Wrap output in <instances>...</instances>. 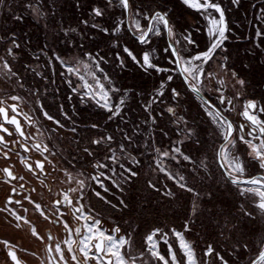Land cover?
<instances>
[{
	"label": "rangeland",
	"instance_id": "1",
	"mask_svg": "<svg viewBox=\"0 0 264 264\" xmlns=\"http://www.w3.org/2000/svg\"><path fill=\"white\" fill-rule=\"evenodd\" d=\"M178 1L184 6L188 13L185 18L191 23L178 31L177 37L182 40L181 44H176L171 37L170 40L175 45L187 80L204 95L205 92L210 93L221 110L224 108L222 112L231 115L234 120L235 131L221 149V158L227 172L235 179L246 177L245 162L238 153L242 148L246 149L248 156L255 159L259 169L264 172V134L260 136L257 131L252 133L249 124L244 126L241 113L246 110V102L238 101L229 92L232 86H240V80L226 70V57L221 55L226 51L225 43H231L233 39H249L259 66L264 67V0ZM91 2L93 6L90 8L75 2L72 14L66 7L63 10L58 0H0V27L12 21L16 25L15 32L5 38L6 43H1L4 42L2 40L0 42V107L5 108L7 114L9 112L21 119L22 130L31 141L47 148L48 169L44 180L51 185V192L45 195L38 191L37 183L34 184L32 180V200L26 201L28 197L25 195L22 204L16 205L7 203L10 185L0 179V225L4 226V232L0 231V264H7L6 250L12 245L25 250L26 253L18 252L25 264H41L40 260L45 262L47 251L41 244L45 243L44 236L50 226L44 224L59 222L43 220L37 213L36 204L43 208V200L46 199L49 202L46 209L56 213L50 201L60 192L72 199L74 207L79 206L83 225L96 223L97 228L106 234L123 237L121 254L126 264H183L178 248L185 264V253L180 246L181 232L172 230L170 237L166 231L154 229L144 238L143 251L135 255L128 237L122 233L117 235L116 221L112 219L114 216L104 210L108 206L116 211L126 207L122 200V188L131 182L136 176V170L142 166L150 170L153 177H159V186L149 182L147 185L164 198L173 197L172 189L195 194L189 187L185 165L193 164L200 170L204 167L196 164L183 149V143L190 132L187 127L188 103L202 108L216 129L220 130L223 139L228 126L226 123L221 124L211 111L183 90L173 61L166 56L165 48L160 50L158 43L147 45L137 60L127 57L125 45L121 41L125 20L119 2ZM145 16L148 14L138 7L129 14V25L133 31V20L143 21L146 28ZM156 22L159 31L154 29ZM156 22L151 31L154 36H161V20ZM118 26H122L121 31ZM37 31L42 32V43L36 48L32 44L38 37L34 34ZM186 31L193 45L182 39ZM98 34L110 36L109 47L113 54H104L103 49L96 46ZM194 34H200L206 39L205 50H199ZM13 36L17 38L16 45L12 42ZM58 49H61L62 54ZM207 52L211 55L201 56ZM121 53L134 64L140 74L155 79L149 89L134 86L132 80L135 75H126L127 79L131 78L129 82L124 80L125 77L121 81L120 72L128 70ZM21 56L27 58L18 61L22 59ZM145 56H150L152 65L166 70L159 75L154 70L152 74L143 72L141 67H144L142 59ZM162 56L165 58L163 65L159 64ZM112 60L117 72L110 69ZM208 66L211 71L207 75L205 69ZM198 73L199 80L196 79ZM258 76L261 82L257 86L262 87L264 72ZM172 91L174 98L171 97ZM156 93H161L160 97L155 96L157 102L149 97ZM255 93L250 91L249 95L260 100H257L259 108L255 115L257 122L264 128V94H258L257 97ZM222 98L223 103L220 104ZM92 112L103 117L100 126L89 123L84 125L83 114ZM239 124H242V130ZM0 149L11 153L8 159L0 153L1 172L4 167L12 166L20 178L27 182L29 174L24 173L20 162V158L25 157L22 149L17 147L15 160L10 146L0 144ZM36 156L39 154L36 153ZM240 191L254 193L258 198L256 206L264 212L263 182L255 180L242 185ZM110 197L117 200L118 204L111 202ZM23 216L28 218V223H18V219ZM204 216L208 220L211 218L209 212L204 213ZM85 217L92 221H87ZM102 220L111 225L109 231L102 225ZM26 225H35L39 242L29 230H21ZM95 238L96 235H92V240ZM163 244L169 250L174 249V263L169 257L166 256L165 260L160 255V251H164ZM94 256L98 264H104ZM49 264L54 263L51 260ZM78 264L82 263L79 261ZM85 264H89V261Z\"/></svg>",
	"mask_w": 264,
	"mask_h": 264
},
{
	"label": "trees",
	"instance_id": "2",
	"mask_svg": "<svg viewBox=\"0 0 264 264\" xmlns=\"http://www.w3.org/2000/svg\"><path fill=\"white\" fill-rule=\"evenodd\" d=\"M58 2L63 10L66 7L72 14H74L75 2L84 4L88 8L93 6L91 0H58ZM128 3L129 14L136 7L148 14L149 17L154 12L160 11L169 21V32L170 29L173 32L180 31L191 23L189 19L185 18L187 12L178 0H128ZM14 23L13 21L8 22V25L0 27V42L15 32L16 25ZM41 33L40 31L34 33L38 37L33 41L32 47L37 48L41 45ZM124 35L130 36L125 27ZM97 36L99 40L96 46L103 49L104 54H113V50L109 47L110 36L101 34ZM1 43L5 44L6 42ZM158 46H160V50L166 49V56L172 61L163 31ZM225 46L226 51L221 55L226 57V70L233 71L238 78L248 83L247 92L249 94L252 91L256 92L257 97L258 94L262 96L264 89L262 91L261 88L264 86H257V83L261 82L258 74L264 72V67L259 66L250 40L233 39L231 43H225ZM61 49H58L60 54H62ZM121 54L124 57L123 53ZM26 58L23 56L18 61ZM164 59L162 56L159 64L163 65ZM125 61L128 70L120 72L121 81L124 77L126 81L131 79H127L126 75L128 77L135 75L132 84L144 90L149 89L155 83V79L140 74L127 58ZM217 63L219 66L220 63ZM110 64V69L117 72L114 66L115 62L112 60ZM205 71L206 74H209L210 66ZM178 82L183 90L191 96L179 78ZM249 94L243 95L242 99L257 103L259 99H255V96ZM205 96L219 107L218 103L210 97V93L205 92ZM238 101H241V98ZM47 108L51 109V107ZM224 115L234 124L231 115L227 113ZM83 116L84 125L89 123L100 126L103 122V117L96 112L85 113ZM216 117L221 124H225L220 117ZM187 119L189 122L187 127L191 133L189 132L187 135L183 149L196 164L204 167L203 171L196 169L193 164L185 165L190 180L189 187L195 194L172 189L173 197L164 198L147 185L149 182L155 184L156 187L159 186V177L157 175L153 177L151 171L142 166L136 170V176L132 178L131 182L122 188L124 192L122 200L126 207L116 211L108 206L104 211L114 216L112 219L114 222L116 221L117 235L122 233L128 237L130 248L135 255L143 251L144 238L152 230L161 229L166 231L170 237L172 230H175L183 234L193 250L198 264H249L263 249L264 212L256 206L258 198L254 193L241 192V186L232 184L219 168L216 151L223 142V135L212 124L202 108L188 103ZM238 153L242 155L245 162V178L257 173L264 174L259 169L257 161L253 159L254 162L248 156L246 149L242 148ZM262 163L264 164V162ZM229 175L232 177L230 173ZM169 185L171 186V184ZM109 199L118 204L114 198L110 197ZM208 212L211 216L210 220L204 216V213L208 214ZM101 223L106 226L108 231L110 230L109 223L105 220H102Z\"/></svg>",
	"mask_w": 264,
	"mask_h": 264
},
{
	"label": "water",
	"instance_id": "3",
	"mask_svg": "<svg viewBox=\"0 0 264 264\" xmlns=\"http://www.w3.org/2000/svg\"><path fill=\"white\" fill-rule=\"evenodd\" d=\"M114 1H117L122 5L124 20H125V28H126L127 32L129 33V35L133 39H135L139 44H142L147 40V38L151 32L154 20L157 18H159L161 20L163 32H164V35L166 38L167 49L171 55V58H172L174 67L176 69V72H177L181 82L185 86L186 90L195 99H197L203 106H205L209 111H211V113H213L215 116L220 117L227 124V126H228L227 134L224 137L223 142L220 144V146L217 148V151H216L218 166L221 169L222 173L225 175V177L232 184L240 185V186L250 184V183L254 182L255 180H260L261 182L264 183V174H262V173H257L254 176L244 178V179H235V178L231 177L229 175V173L227 172V169H226V167L223 163V160L221 158V149L224 146V144H226L229 141V139L231 138V136L233 135V133L235 131V126L231 122V120L227 116L224 115L221 108H219L217 105L213 104L203 93H201L198 89L193 87L189 83V81L187 80V77H186L184 70L182 68L181 61H180V58L178 56L175 45L173 44V42L170 40V37H169V21L166 18V16L164 14H162L160 11L154 12L147 21V25H146L144 33L142 34V36H138L136 33H134V31L131 29V27L129 25V3H128V0H114ZM222 103H223V98L220 100V104H222ZM245 107H246V110L241 113V117L245 121L244 126L249 124L251 127L250 131L252 133H256V131H257L260 136H263L264 128H263V126H261L257 122L256 115H255V113L257 112V103L254 101H247L245 104ZM14 112L16 114H18L16 111H14ZM14 116H16V115H14ZM10 118L7 116V110L5 108H0V120L4 124L8 123V124L13 125L15 130L18 132L19 136L23 139H26V136L22 130V126H21V124H19V120L16 119V121L11 122ZM239 128H240V130L243 129L242 124H239ZM1 132L7 133L6 127L4 125H0V133ZM2 139L3 138L0 135V141ZM21 147L23 148L24 145H21ZM0 153L3 154L6 159L9 158V156L7 154H5L4 152H2L1 150H0ZM36 163L40 167L42 166V162H36ZM25 165H26V163H25ZM27 167H29V165ZM3 171L9 179H11V180L14 179V176L10 174L11 173L10 168L5 167L3 169ZM16 194H19V193H16ZM10 195L11 196L14 195L13 190L10 191ZM7 203H15L18 205L21 202L15 200L13 197H9V198H7ZM78 227H80V226H78ZM104 244H105L104 239L102 237H97L94 241H92V246H93L92 251H94L95 255L97 257H99L106 264H112V258L110 256H106L104 253ZM49 253L52 254L51 251H49ZM6 255H7L8 260H9V257H11V261L9 260L10 262H14V264H22V262L17 258L18 255H17V252L15 249L9 248L6 252ZM263 262H264V248L249 264H261Z\"/></svg>",
	"mask_w": 264,
	"mask_h": 264
},
{
	"label": "crops",
	"instance_id": "4",
	"mask_svg": "<svg viewBox=\"0 0 264 264\" xmlns=\"http://www.w3.org/2000/svg\"><path fill=\"white\" fill-rule=\"evenodd\" d=\"M132 24H133L134 32L138 36H142V34L145 31V24H143V21L133 20ZM169 34H170V37L174 39L176 44H179V40L177 37L179 32L177 30L173 32L170 29ZM148 37H149L148 40H146L142 44H139L135 39H133L130 36H125V35L121 36V40L123 42V45H125V49H126L125 54L127 55V57L130 60H137L139 58V53H142L147 48V45L151 44L152 42L158 43L161 40V36H154V33L152 31ZM194 39L196 40V42L198 44L199 50H205L206 49V47H207L206 39H204L202 35L194 34ZM181 43L182 42L180 41V44ZM231 72L234 73L233 71H231ZM235 76H236V74H235ZM236 79L240 80L239 81L240 86L239 87H237V86L233 87L232 86V88L227 87V89L229 88V92H231L233 94V95H231V96H233V98H235V99L241 98V100L243 102L244 101L247 102L246 99H242V97H243V95L249 94L247 92V88L249 87L248 83L241 80L237 76H236ZM64 219H65V222H67L68 226H63L62 224H59L57 222H53L51 225H48L46 223L44 224V225H46V227L50 226V229L46 232V235L44 236L45 243L41 244V245L45 246L46 243L49 242V244L46 248V251L49 252L52 250L53 255L59 260L60 264H77L76 263V260H77L76 253H78V255L81 257V259H83V262H84L83 264H85L86 262H88V260L91 259L90 257H93V258L95 257L94 255L91 254V240H92L91 238H92V236L89 240V248L87 250V254H85L84 250L82 248V245H81V239L86 234V224L82 225L79 228L78 225H73L69 216H65ZM1 227L2 228H0V231L4 232V228H3L4 226H1ZM34 229H35V231L37 229L35 227V225L34 226L31 225V227L26 225L21 230H23L25 232H28V230H29L30 233L33 234ZM17 231H20V230H17ZM1 234H3V233H1ZM51 235L52 236L54 235V237H52ZM182 236H183V234H182ZM51 238H54V239H52V241H51L50 240ZM77 238H78V240H77ZM13 240L15 241V239H12V241ZM76 240L78 241L77 248H76V243H75ZM162 246H164V251H162L163 254L160 251V255L163 256L164 259L169 257V259L174 263V257H176V253H175L174 249L170 248V250H169V248L166 244H163ZM14 247L17 249V252L26 253L24 249L19 250L16 246H14ZM189 247H190V245H189ZM190 249H191V247H190ZM191 251H192V249H191ZM178 253H180V255L179 254L178 255H179V257H181V262L184 264V262L182 260L183 255H181V251H179V248H178ZM192 253H193V251H192ZM156 256H158V255L156 254ZM193 256H194V254H193ZM35 257L38 258L39 256L35 255ZM20 258H21V256H20ZM163 258H162V260H163ZM185 258H186V255H185ZM165 260H163V262ZM40 263L41 264H48L49 262L47 260H45V262L43 263L40 260ZM165 263H166V261H165ZM55 264H56V262H55ZM185 264H189V263L186 261ZM193 264H198L196 259H195V256H194V263Z\"/></svg>",
	"mask_w": 264,
	"mask_h": 264
},
{
	"label": "flooded vegetation",
	"instance_id": "5",
	"mask_svg": "<svg viewBox=\"0 0 264 264\" xmlns=\"http://www.w3.org/2000/svg\"><path fill=\"white\" fill-rule=\"evenodd\" d=\"M0 108H2V107H0ZM7 116L10 118V120H11V122H13V121H16V119H18L19 120V124H21V119L17 116H14L13 114H10L9 112H8V114H7ZM0 125H4L5 127H6V130H7V133L6 132H1L0 133V135L2 136V140L0 141V143H2V144H5V145H7L8 147L10 146L11 147V149H12V151L14 152V153H16V151H17V147H19V145L22 143L21 142V140L23 139V138H21L20 136H19V134H18V132L15 130V128L13 127V125H11V124H4L1 120H0ZM21 126H22V124H21ZM24 133V132H23ZM25 134V133H24ZM26 136V135H25ZM22 145V144H21ZM21 147V146H20ZM21 149H22V151L24 152V153H30V155L33 157L32 158V160H33V162L32 163H30V162H27L26 163V165L24 166V173H27V174H29V177L27 178V182H26V180H24V179H22V178H20V176H19V174L17 173V172H15L14 171V169H13V167L12 166H8V168H10L11 169V175H13L14 176V179H9L7 176H6V174L4 173V171H3V173L1 172V170H0V179L2 178V181H4L6 184H8V185H10L9 187H10V189H9V191H8V198L9 197H13L15 200H17V201H20L21 203L20 204H22V202H23V197L27 194V193H30V195L31 196H33V193H31V190H32V188L34 187V184L35 183H37V187H38V191H40V192H44V194L45 195H48V193H50L51 192V185H50V183H48L47 182V180H45V181H43L45 178H46V175H47V169H48V167H47V165L46 164H44L43 163V161H41V160H39V158H37L36 156H35V154H33L32 152H29V150H28V148L27 147H21ZM14 153H12L13 155V157H14V160L16 159V155L14 154ZM9 157L11 156V154H7ZM36 162H42V166L40 167L39 165H37V163ZM29 165V167H27ZM17 167H18V169H19V166L17 165ZM5 168V167H4ZM3 168V169H4ZM40 178V179H39ZM30 179V180H29ZM32 180H34L35 182H34V184L33 183H31V181ZM11 190H13L14 191V195L13 196H11L10 195V191ZM16 193H19V194H16ZM33 198V197H32ZM46 200V199H45ZM45 200H43L44 202H45V207L46 206H48L49 205V202H47V201H45ZM50 203H51V205L53 206V207H58L59 205H60V199H59V197L58 196H56V197H54L51 201H50ZM20 204H18V205H20ZM17 205V204H16ZM71 220V219H70ZM83 220V218H81V222H83L82 221ZM88 220V219H87ZM81 222H79V223H74V222H72L73 223V225H78L79 226V224L81 223ZM67 223V222H66ZM83 224L81 223V225H80V227L82 226ZM67 226H68V224H67ZM79 227V228H80ZM34 237H35V239L39 242V240H40V238H38V237H36V236H39V234L35 231V229H34V231H33V234H32ZM97 237V236H96ZM51 241H52V238L50 239ZM49 240V241H50ZM77 240H78V238H77ZM76 240V244H78V241ZM93 240H91V242H92ZM48 244H49V242L48 243H46V245H45V247H44V249H46L47 248V246H48ZM9 248H13V249H15L16 250V252H17V249L12 245V247L11 246H9L8 247V249ZM7 249V250H8ZM43 249V248H42ZM7 250H6V252H7ZM93 250V246H92V244H91V254L92 255H94L95 253H94V251H92ZM51 252H52V250H51ZM17 255H18V252H17ZM76 255H77V260H76V263L78 264L79 263V261L83 264L84 262H83V259H81V257L78 255V253H76ZM106 256L108 255V254H105ZM19 256V255H18ZM46 256V255H45ZM6 257H7V255H6ZM46 258H47V261L49 262V261H51L52 260V262L55 264V262L57 263V264H59V260L53 255V253L51 254V253H49V252H47V256L44 258L45 260H46ZM91 259L90 260H88L89 261V264H98L97 263V261H96V259L95 258H93V257H90ZM99 258V257H98ZM100 259V258H99ZM19 260L22 262V264H24V262L21 260V258H20V256H19ZM101 260V259H100ZM90 261H91V263H90ZM101 262L102 263H104V264H106L105 262H103L102 260H101ZM7 264H11V262L8 260V258H7ZM49 264V263H48Z\"/></svg>",
	"mask_w": 264,
	"mask_h": 264
},
{
	"label": "built area",
	"instance_id": "6",
	"mask_svg": "<svg viewBox=\"0 0 264 264\" xmlns=\"http://www.w3.org/2000/svg\"><path fill=\"white\" fill-rule=\"evenodd\" d=\"M145 19H149V17L148 16H145ZM155 23V22H154ZM153 23V24H154ZM157 24H158V22H156V24H154V29H156V31H159V26H157ZM160 25V24H159ZM119 28V31H121V29H122V26L120 27V26H118ZM182 39H184V40H186V42H188V43H190V44H194L193 42H192V40L190 39V34L186 31V34H184V35H182ZM180 41H182V40H179V43H180ZM12 42L16 45V43H17V38L16 37H14L13 36V38H12ZM148 55H150V53L148 54ZM206 55H211L210 54V52H207L206 54H201V56L202 57H205ZM145 58H147V59H145ZM145 58H143L142 60H143V64H144V67H141V69H142V71L143 72H145V73H154V71L156 72V74H160V73H162V71L163 70H166V69H164V68H162V67H158V66H154V65H152V61H151V58H150V56H149V58H148V56H145ZM149 60V61H148ZM154 70V71H153ZM158 70V71H157ZM195 72V71H194ZM193 71H192V73H194ZM197 72V71H196ZM201 73V72H200ZM200 73H198L197 75H196V79H198L199 78V76H200ZM169 80H170V77H169ZM199 80V79H198ZM162 83V82H161ZM162 93V92H161ZM161 93H156L155 95L153 94V95H150L149 97H150V99L151 100H154L155 99V96L157 95L158 97H160V95H161ZM172 95H171V97H175V94H174V92L172 91ZM148 97V98H149ZM158 101V99L156 98L155 99V102H157ZM225 108H226V110L228 109L227 108V106H225ZM257 108H259L258 107V105H257ZM171 109V108H170ZM170 112V111H169ZM175 114V113H174ZM180 116V115H179ZM174 117V116H173ZM31 138L30 137H27L26 136V139H22L21 140V144L22 145H24L25 147H27L28 148V150H29V152H32L33 154H35V156H36V153H38L39 154V156H36L37 158H39V160H41V161H43V163L44 164H48L47 163V154H48V150H47V148L45 147V145H43V144H41V143H38V142H33V141H31L30 140ZM0 144H2V143H0ZM21 144L19 145V148H21L20 146H21ZM5 145V144H4ZM7 146V145H6ZM1 150V149H0ZM2 152H4L5 154H11L8 150L7 151H5V150H1ZM11 151H12V149H11ZM17 152V151H16ZM12 153H14L13 151H12ZM15 154V153H14ZM25 155V157L23 158H20V162L22 163V165H23V167L25 166V163H27V162H30V163H32L33 162V160H32V156L30 155V153H25L24 154ZM47 167H48V165H47ZM40 179V178H39ZM43 181H45V180H43ZM33 191H34V188H32V190H31V193H33ZM26 196L29 198H27L26 199V201H30V200H32V197H31V195H30V193H27L26 194ZM58 197H59V199H60V205L58 206V207H54L55 208V210H56V213L55 212H51V211H49L48 209H46V207H43L42 208V206H40V205H37L36 204V209H37V213L40 215V217L43 219V220H45L46 222H49V223H51V222H53V221H58L60 224H62L63 226H67V223L65 222V219H64V217L65 216H70V219L72 220V222H74V223H79V222H81V217H80V211H79V206H77V207H74L73 206V201H72V199L66 194V193H63V192H60L59 194H58ZM71 200V201H70ZM85 219L87 220V217H85ZM83 221V220H82ZM28 223L27 222V218H26V216H23V217H20L19 219H18V223ZM22 225V224H21Z\"/></svg>",
	"mask_w": 264,
	"mask_h": 264
},
{
	"label": "bare ground",
	"instance_id": "7",
	"mask_svg": "<svg viewBox=\"0 0 264 264\" xmlns=\"http://www.w3.org/2000/svg\"><path fill=\"white\" fill-rule=\"evenodd\" d=\"M157 20H159V18L155 19L154 22H156ZM89 220H91V219L88 218L87 221H89ZM80 225H81V223L79 224V226ZM93 230L95 232H93ZM92 235H96L97 237H102L103 239H105L104 240L105 241L104 253L108 254L112 258V264H126L122 254H121V246L124 243L123 237L117 238L113 234H106L102 229L97 228L96 223H91V224L87 223L86 234L81 239V245H82V248H83L85 254H87V250L89 248V240H90ZM91 244H92V242H91ZM155 245L156 244L154 243V247H155ZM180 246L186 255V261L189 264H193L194 263L193 253H192L188 243L185 241V239L182 236L180 239Z\"/></svg>",
	"mask_w": 264,
	"mask_h": 264
},
{
	"label": "snow or ice",
	"instance_id": "8",
	"mask_svg": "<svg viewBox=\"0 0 264 264\" xmlns=\"http://www.w3.org/2000/svg\"><path fill=\"white\" fill-rule=\"evenodd\" d=\"M17 258L19 259V256ZM9 260L11 261V257H9ZM11 264H14V262H11Z\"/></svg>",
	"mask_w": 264,
	"mask_h": 264
}]
</instances>
